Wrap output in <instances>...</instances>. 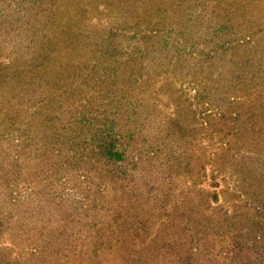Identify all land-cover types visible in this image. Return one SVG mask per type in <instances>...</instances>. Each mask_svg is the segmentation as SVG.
<instances>
[{"label": "rangeland", "instance_id": "obj_1", "mask_svg": "<svg viewBox=\"0 0 264 264\" xmlns=\"http://www.w3.org/2000/svg\"><path fill=\"white\" fill-rule=\"evenodd\" d=\"M0 264H264V0H0Z\"/></svg>", "mask_w": 264, "mask_h": 264}, {"label": "trees", "instance_id": "obj_2", "mask_svg": "<svg viewBox=\"0 0 264 264\" xmlns=\"http://www.w3.org/2000/svg\"><path fill=\"white\" fill-rule=\"evenodd\" d=\"M116 150H118V149H116ZM112 155H114L115 157H117V158H119L120 157V155H119V150L118 151H113V153H111Z\"/></svg>", "mask_w": 264, "mask_h": 264}]
</instances>
